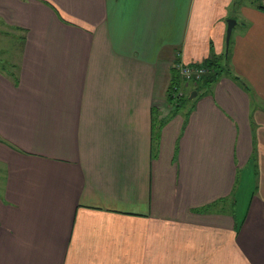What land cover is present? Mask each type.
I'll return each instance as SVG.
<instances>
[{
  "label": "crops",
  "instance_id": "crops-1",
  "mask_svg": "<svg viewBox=\"0 0 264 264\" xmlns=\"http://www.w3.org/2000/svg\"><path fill=\"white\" fill-rule=\"evenodd\" d=\"M259 6L0 0V264H264Z\"/></svg>",
  "mask_w": 264,
  "mask_h": 264
},
{
  "label": "trees",
  "instance_id": "trees-1",
  "mask_svg": "<svg viewBox=\"0 0 264 264\" xmlns=\"http://www.w3.org/2000/svg\"><path fill=\"white\" fill-rule=\"evenodd\" d=\"M259 8L261 10H264V4H261L259 6ZM222 61H223L222 58L214 57V58L209 59L205 63H203V67H205L208 71L204 75L202 80L198 83V85H197L199 87L198 91H199V89H200V91L210 90L212 85L215 84L226 73L227 69L222 64ZM181 80L182 79H181V77H180V75L176 69V73L174 74L173 82H172L170 89H169V94H168L169 100H171V101L175 100V97L173 94L174 91H176V97H178L177 91L179 90V88L181 86ZM176 99L178 100L179 98H176ZM182 99H183V101L187 102L189 100V96L188 97H182ZM181 100L179 99L178 101H181ZM177 105H178V107H176V109L179 110V106H181L182 103H181V105L180 104H177Z\"/></svg>",
  "mask_w": 264,
  "mask_h": 264
},
{
  "label": "rangeland",
  "instance_id": "rangeland-1",
  "mask_svg": "<svg viewBox=\"0 0 264 264\" xmlns=\"http://www.w3.org/2000/svg\"><path fill=\"white\" fill-rule=\"evenodd\" d=\"M244 4L248 7H251V6H259L260 4H264V0H244ZM6 31V30H5ZM8 32H12L11 30H8ZM12 38V35H9L7 33H0V50H4L3 48L5 47V43H8V46H9V49L13 50V45L11 42H9V40ZM7 49V50H9ZM2 56L6 57L5 54H2ZM3 59V58H2ZM225 59L222 61V64L225 66ZM4 65H8V62H5V59L4 60H1L0 61V67L1 66H4ZM226 67V66H225ZM178 72V71H177ZM193 87H195V85H193L192 83L190 82H186L184 80H181V86L179 88V90L177 92L181 93V95H178V97H176V91H174V97H175V100L172 101V104L176 107H178L177 104H180L182 103L181 106H179V109L183 108L184 106V102L182 97H188L190 94H192L193 92ZM176 98H179L181 101H178ZM177 100V101H176ZM257 109V102L256 101H252V107H251V113L254 114L255 110ZM252 115V114H251ZM253 116V115H252ZM225 203L222 201V202H218V204H216L215 206H224Z\"/></svg>",
  "mask_w": 264,
  "mask_h": 264
},
{
  "label": "built area",
  "instance_id": "built-area-1",
  "mask_svg": "<svg viewBox=\"0 0 264 264\" xmlns=\"http://www.w3.org/2000/svg\"><path fill=\"white\" fill-rule=\"evenodd\" d=\"M176 69L181 77L182 80L186 82H190L193 85L197 86L198 83L202 80L204 75L207 73V69L201 65H183V64H176ZM178 95L181 93L177 92Z\"/></svg>",
  "mask_w": 264,
  "mask_h": 264
},
{
  "label": "water",
  "instance_id": "water-1",
  "mask_svg": "<svg viewBox=\"0 0 264 264\" xmlns=\"http://www.w3.org/2000/svg\"><path fill=\"white\" fill-rule=\"evenodd\" d=\"M236 24V20L234 19H229L228 20V28H227V37H226V42H227V47L230 45V40H231V36H232V31H233V28ZM197 94L196 91H194L192 94H191V98L195 97Z\"/></svg>",
  "mask_w": 264,
  "mask_h": 264
}]
</instances>
